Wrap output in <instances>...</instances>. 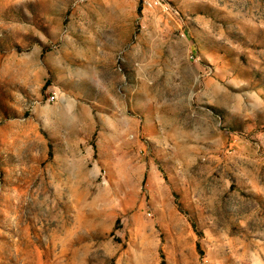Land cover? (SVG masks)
I'll return each instance as SVG.
<instances>
[{"label": "rangeland", "instance_id": "374dc122", "mask_svg": "<svg viewBox=\"0 0 264 264\" xmlns=\"http://www.w3.org/2000/svg\"><path fill=\"white\" fill-rule=\"evenodd\" d=\"M0 264H264V0H0Z\"/></svg>", "mask_w": 264, "mask_h": 264}, {"label": "built area", "instance_id": "2783aa9c", "mask_svg": "<svg viewBox=\"0 0 264 264\" xmlns=\"http://www.w3.org/2000/svg\"><path fill=\"white\" fill-rule=\"evenodd\" d=\"M53 98H54V96H53V95H51V96H49V97H48V99H47V100H48V101H50V100H53Z\"/></svg>", "mask_w": 264, "mask_h": 264}]
</instances>
